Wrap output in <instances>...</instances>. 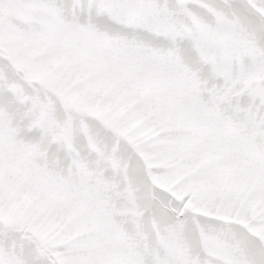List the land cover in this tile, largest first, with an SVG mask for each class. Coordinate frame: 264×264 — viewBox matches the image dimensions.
<instances>
[{
    "label": "snow or ice",
    "instance_id": "6c2138e0",
    "mask_svg": "<svg viewBox=\"0 0 264 264\" xmlns=\"http://www.w3.org/2000/svg\"><path fill=\"white\" fill-rule=\"evenodd\" d=\"M0 264H264V0H0Z\"/></svg>",
    "mask_w": 264,
    "mask_h": 264
}]
</instances>
